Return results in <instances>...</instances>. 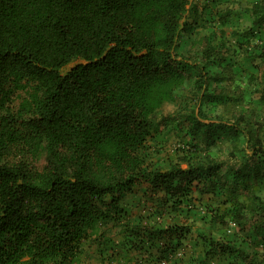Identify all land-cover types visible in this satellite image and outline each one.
Wrapping results in <instances>:
<instances>
[{
	"label": "trees",
	"instance_id": "obj_1",
	"mask_svg": "<svg viewBox=\"0 0 264 264\" xmlns=\"http://www.w3.org/2000/svg\"><path fill=\"white\" fill-rule=\"evenodd\" d=\"M224 1L204 0L200 15ZM211 9L221 25L238 13ZM249 9L248 46L264 28V0ZM189 10L190 0H0V264H81L87 242L121 264H181L193 227L171 213L205 195L222 196L210 227L234 221L248 243L201 233L206 255L264 264L263 124L254 128L245 115L205 122L209 115L195 107L188 115L161 112L198 65L177 52L199 23L188 20ZM214 39L198 40L205 62L225 50ZM255 47L248 57L259 69L264 42ZM228 76L209 75L220 83ZM194 84L201 100H235L202 76ZM261 99L264 107V91ZM188 120L194 143L178 148L187 165L149 161L154 133L180 132ZM244 135L251 154L243 149L232 163L200 155L222 136L238 143ZM138 185L149 215L126 208Z\"/></svg>",
	"mask_w": 264,
	"mask_h": 264
},
{
	"label": "rangeland",
	"instance_id": "obj_2",
	"mask_svg": "<svg viewBox=\"0 0 264 264\" xmlns=\"http://www.w3.org/2000/svg\"><path fill=\"white\" fill-rule=\"evenodd\" d=\"M204 0H190V10L188 13V20L192 21L196 17L199 23L196 24V28L189 34L184 33L181 39V45L177 52L184 59L190 60L192 63L197 62V66L193 70L192 78L188 83L178 91L177 102L167 103L164 105L161 112L163 114H171L180 112L181 114H190L193 107L202 109L209 117L202 120L205 122L211 120L219 121L220 118H230L231 122H234L237 116L245 115V117L252 122L256 123L255 127L259 124H263L262 131L264 132V107L262 104L261 95L264 91V65L261 68L254 67V60L248 57L250 49L256 53L258 47L256 44L264 42V28H258L256 37L252 39L251 45L243 43L246 38L243 36L245 30L253 25L254 16L250 11L251 4H246V0H225L222 4L209 5V7L203 11V15H200L203 9ZM249 1V0H248ZM224 9L226 7L237 10V15L226 25H221L217 21V17L214 18L216 13L211 8ZM204 18H211V21L207 22ZM213 20V21H212ZM205 34H213L215 37L214 44L219 45L222 41H225L224 51L223 48L220 52L216 53L209 62H205L202 55V41L198 42ZM229 48V50H227ZM226 57L224 61H221L220 57ZM261 59H256V63ZM231 64V66H230ZM199 66V67H198ZM253 70L258 72V76L255 79H251L248 75V71ZM202 72V73H201ZM213 76L217 73H228V77L223 82H218L207 76ZM200 76L207 80V84L210 90L217 89L229 90L230 95L235 96L234 101L229 103L219 104L218 102H209L208 100L197 97L194 87V82ZM232 76V78L230 77ZM251 80V85L248 87V81ZM240 85V86H239ZM241 96V98H240ZM202 116V115H201ZM238 120V119H237ZM246 124L245 121H242ZM251 122V123H252ZM185 128L178 132L173 129L170 131L164 130L155 132L149 140L151 148L147 149V159L153 161L155 165H163L168 167L170 162L178 160L182 162L183 166L187 165V162L182 161L180 157L182 152L178 149L179 146L191 147L194 143L193 136L189 133V120L183 125ZM245 126V125H243ZM163 127H161L162 129ZM246 134V133H245ZM245 136V137H244ZM241 136L237 141L228 139L224 136L217 141L215 145H212L207 151L200 152V155L205 157L206 152L210 153L217 159L225 160L232 163L238 160L241 156L243 149L247 154H251L250 148L248 149L246 135ZM237 147V148H236ZM235 149L236 156L233 157L231 151ZM206 153V154H205ZM205 155V156H204ZM200 156V157H201ZM252 182V181H251ZM264 189V188H263ZM261 187L257 192L264 197V190ZM196 196L199 193H195ZM247 196V198H245ZM250 196V192L242 195L245 201ZM222 196L218 199H208L207 195L203 199L196 201V207L189 209L184 206V209L179 212L171 213L172 220L179 222H187L192 225L193 232L189 238L188 246L185 248V259L181 261V264H228L230 259L225 257H218L213 259L206 255L207 246L204 244V240L201 237V233L205 235H212L216 238L226 237L237 242V244L248 245L245 236L242 234L238 225H233L232 222L228 227L214 229L210 227V219L212 214V208L217 207L220 204ZM126 208L133 215H149V206L146 207V200L143 196V187L138 185L134 192L130 193L125 200ZM152 218L151 221H155ZM250 242V240H249ZM249 250H255L253 247H248ZM261 253H264V247H260ZM264 255V254H263ZM81 264H121L119 261L106 257L100 253L98 245L87 242L85 243V254Z\"/></svg>",
	"mask_w": 264,
	"mask_h": 264
},
{
	"label": "crops",
	"instance_id": "obj_3",
	"mask_svg": "<svg viewBox=\"0 0 264 264\" xmlns=\"http://www.w3.org/2000/svg\"><path fill=\"white\" fill-rule=\"evenodd\" d=\"M247 1V3L246 4H255L256 2H257V0H246ZM201 3H202V1H201Z\"/></svg>",
	"mask_w": 264,
	"mask_h": 264
},
{
	"label": "built area",
	"instance_id": "obj_4",
	"mask_svg": "<svg viewBox=\"0 0 264 264\" xmlns=\"http://www.w3.org/2000/svg\"><path fill=\"white\" fill-rule=\"evenodd\" d=\"M232 224H233V225H237L236 222H234V221L232 222Z\"/></svg>",
	"mask_w": 264,
	"mask_h": 264
}]
</instances>
